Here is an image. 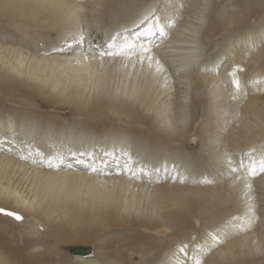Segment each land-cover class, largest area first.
<instances>
[{
	"label": "bare ground",
	"instance_id": "1",
	"mask_svg": "<svg viewBox=\"0 0 264 264\" xmlns=\"http://www.w3.org/2000/svg\"><path fill=\"white\" fill-rule=\"evenodd\" d=\"M149 14L166 34L137 39ZM116 33L136 47L88 51ZM28 145L65 164L68 148H117L169 172L49 169L21 159ZM262 157L264 0H0V208L23 217L0 214V264H264V173L231 170Z\"/></svg>",
	"mask_w": 264,
	"mask_h": 264
},
{
	"label": "snow or ice",
	"instance_id": "2",
	"mask_svg": "<svg viewBox=\"0 0 264 264\" xmlns=\"http://www.w3.org/2000/svg\"><path fill=\"white\" fill-rule=\"evenodd\" d=\"M143 27L138 25L139 31L136 33V38L140 37L152 38V37H164L165 32V24L162 22L161 17L156 15H146L140 22ZM120 37V33H116L111 36L108 40L104 41L102 45H98L90 42L88 51H98L101 58L105 56H116L124 52L125 49L132 50L136 47L134 42H130L127 39L123 40L122 46L118 43ZM80 41H84L86 39L85 35L81 33L79 35ZM119 48V51L117 49ZM131 54V53H129ZM141 63L144 62L145 59L148 60L149 66H151L152 61L155 57L152 55V48L146 46H140L139 50L135 53ZM155 63L157 65L158 71H163V65L160 63L159 59H155ZM242 71V69L234 68V70L228 73L229 76L233 77L232 86L236 92L240 91L241 85L240 81L235 78L236 72ZM233 99H236V96H232ZM27 154H21V159H31L33 164L44 165L49 169L60 170L62 167L72 168L73 164L84 165L86 169L90 172L101 171L104 174H112V171H115L116 174H128L133 178H139L144 175H151L152 171H155L158 175L160 172H163L165 175L169 172V166L165 163L160 168H155L149 170L145 165L138 164V162L132 157L131 153L127 150H119L117 148L112 149H100V155L97 156V152L95 150H83V151H73L71 148L67 149V156L70 158L69 162L65 164V154L57 151L55 154L50 156H45L43 152L39 149L33 150L31 145H28ZM251 157V153L248 154ZM97 165H102V168L97 167ZM172 168H175V165H172ZM111 169V170H110ZM231 170L235 172H239L243 170L246 172L249 180L251 178L256 177L264 173V157H262L258 162L256 160L250 159L246 164L243 159L239 162L238 166H234ZM248 188H251V183L247 184ZM0 214H4L10 217H13L17 221L23 220V217L14 211H7L4 208H0ZM253 217H255V213L253 212ZM213 241H217V237H212ZM181 251L186 252V249H181ZM194 264H202L201 259L196 258L194 260Z\"/></svg>",
	"mask_w": 264,
	"mask_h": 264
},
{
	"label": "rangeland",
	"instance_id": "3",
	"mask_svg": "<svg viewBox=\"0 0 264 264\" xmlns=\"http://www.w3.org/2000/svg\"><path fill=\"white\" fill-rule=\"evenodd\" d=\"M184 2H185V1H184ZM156 6H157V7H156ZM182 6H184V5H182ZM155 7H156V10L159 11V10L162 8V5H160L159 2H157V4L155 5ZM197 10H198V8H197V7H196V8L194 7V11H197ZM200 11H201V10L199 9V12H200ZM149 15H150V14H149ZM151 15H152V14H151ZM170 16H171V14H170ZM189 17H190V16H189ZM143 18H144V17H143ZM190 18H192V16H191ZM192 19H193V18H192ZM138 25H141V24L138 23ZM138 25H134V26H132V27H131L132 31H135V30L138 28V27H137ZM97 33H98L97 35H95V33H94L93 35H95V36H93V37H95V38H99V36H100V38H102V37H104V35H105V32H103V33H101V32H97ZM135 33H137V30L135 31ZM102 34H103V35H102ZM102 39H103V38H102ZM97 42H98V41H97ZM98 45H102V42H99ZM203 50H204V51H203ZM203 50H202V52H205L207 49L205 48V49H203ZM158 51H159V50H158ZM165 58H166V57H165ZM224 64H225V63H224ZM224 64H223V65H224ZM219 68H220V66H219ZM219 68H218V69H219ZM139 71H140V69H139ZM155 71H157V70H155ZM216 72H217V71H216ZM153 73H154V72H153ZM161 73H162L161 71H157V73H156V77L160 76ZM154 74H155V73H154ZM137 77H138V76H137ZM181 93H182V94H181ZM181 93H180L181 96L179 97V100H183V101H184L185 99H187V98H185V95H186L187 93H185V92H181ZM184 94H185V95H184ZM181 97H182V98H181ZM184 98H185V99H184ZM9 106H11V107L16 106V107H17L18 104H16V103L14 104V102H13V103L10 102V103H9ZM65 111H66V110H65ZM65 111H62V113H63V112L65 113ZM58 112H59V111H58ZM58 112H57V113H58ZM67 118L69 119L70 117H67ZM263 181H264V179H263ZM14 225H15V224H14ZM16 232H18V230H16ZM6 234H8V233H6ZM8 235L11 236V234H8ZM13 235H14V233L12 234V236H13ZM41 243H42V244H41ZM44 243H45V242H44ZM44 243H43V242H39V243H37V246L33 248V247H31V246H28L27 243H25V242L22 241V245H23V247H29V248L31 247V248H32V249L30 248V250L27 248V249H28V250H27L28 253H27V254L25 253V254H26L25 256H27V257H28V256H32L33 254H35V253H40V252H44V254H45V253H46V250H45V246H44L45 244H44ZM40 246H41V247H40ZM43 247H44V248H43ZM93 247H94L93 245H90V246H89V248H91V250H92V255L87 256V257H86L85 255H83V256L86 257V258H91V257L93 258V254H94V253H93V252H94V251H93V250H94ZM41 248H42V249H41ZM29 251H30V252H29ZM64 252H65V251H64ZM71 253H72V254H71ZM71 253H69V254H71V255H79L78 253H74V251H72ZM47 255L50 256V255H53V253H48ZM59 255L62 256L63 254H61V251L59 252V250H58V256H59ZM185 257H186V256H185ZM93 259L96 261L97 264H98V263H99V264H103V263H101L100 260L97 259L96 257L93 258Z\"/></svg>",
	"mask_w": 264,
	"mask_h": 264
},
{
	"label": "water",
	"instance_id": "4",
	"mask_svg": "<svg viewBox=\"0 0 264 264\" xmlns=\"http://www.w3.org/2000/svg\"><path fill=\"white\" fill-rule=\"evenodd\" d=\"M85 250L79 249L77 252H84Z\"/></svg>",
	"mask_w": 264,
	"mask_h": 264
}]
</instances>
